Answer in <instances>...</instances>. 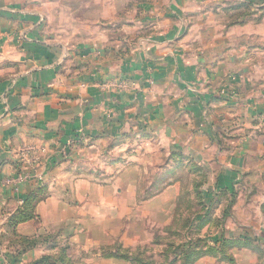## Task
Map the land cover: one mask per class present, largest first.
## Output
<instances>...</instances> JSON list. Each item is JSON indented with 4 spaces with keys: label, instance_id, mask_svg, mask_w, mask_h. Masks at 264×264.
Here are the masks:
<instances>
[{
    "label": "crops",
    "instance_id": "1",
    "mask_svg": "<svg viewBox=\"0 0 264 264\" xmlns=\"http://www.w3.org/2000/svg\"><path fill=\"white\" fill-rule=\"evenodd\" d=\"M160 1L149 6L148 37L114 62L119 47L63 42L43 19V1L0 0V264H57L54 249L67 235L70 246L72 237L95 246L97 264H140L155 252L125 245L120 233L111 249L108 211L123 218L125 206H157L158 192L175 190L168 207L178 180L139 199L145 162L128 166L119 151L112 180L75 179L83 147L87 159L108 161L107 143L127 132L167 149L159 174L191 160L221 192H237L243 178L264 179V0H166L157 8ZM112 80L131 84L107 87ZM223 88L235 95L222 96ZM25 171L31 178L14 192L5 179ZM24 211L33 217L15 221Z\"/></svg>",
    "mask_w": 264,
    "mask_h": 264
},
{
    "label": "rangeland",
    "instance_id": "2",
    "mask_svg": "<svg viewBox=\"0 0 264 264\" xmlns=\"http://www.w3.org/2000/svg\"><path fill=\"white\" fill-rule=\"evenodd\" d=\"M41 1H43L41 12L44 14V21L55 35L58 34L61 37L63 42L91 41L94 43V48L96 44H103L114 49L119 47L121 55L109 58L114 62H122L126 56L127 59L130 52L137 48L139 40L148 37L150 33L147 24H149V6L153 5V0ZM164 2L166 0L162 3L160 1L158 5ZM90 4L94 8L87 10ZM160 7L162 5L157 6V8ZM73 9H76L77 13ZM118 22H122L119 28L116 26ZM182 25L187 30L186 23L183 22ZM135 26L139 28L137 32L133 31ZM133 35L135 40L132 42L130 39L132 37L129 36ZM117 38H126L128 41H125V45L112 43ZM130 84L126 80H112L108 82L107 87L124 90L130 87ZM228 91L231 92V89ZM233 92L234 96L235 91ZM131 133L133 134L130 137L127 132L125 140L107 143L110 159L108 161L95 156L93 159L92 157L87 159L85 154L87 151L83 147L81 158L78 159L82 169L76 174L75 179L93 178V180L105 181L111 178L112 180L122 163L120 162L119 166V162L114 161L119 151L120 154L121 152L126 154L124 160L128 166L134 162H145L142 164L144 166L140 170L138 179L141 186V190L137 192L139 199L156 193L154 189L163 187L168 180H178L181 183V189L168 207L164 205L170 202L169 198L175 190L158 192L157 206H125L123 218L122 213L117 215L116 207L110 208L108 213L111 221L109 223L111 249L115 248L116 242L113 240L117 239L112 233H120L122 238L125 234L123 238L125 245L148 246L155 250L151 255L142 254L140 264H149L150 261V264H196L198 261H203L201 264H264V179L262 176H258L260 180L263 179L261 182L252 181L253 183L249 178H243V183L238 187L237 192H221L212 187L214 176L210 174L204 176L202 169L198 172L191 160H185L186 162L181 160L179 165H172L173 172L166 174L164 170L162 174H159L156 167L165 162L167 149L149 140L145 143L140 142L147 137L144 134L141 135L142 133ZM87 163L90 166L89 171L84 167ZM211 168L212 171L216 170L213 166ZM255 168L258 171V168ZM101 170L104 176L100 175ZM106 172L110 174L108 177L105 176ZM203 182L205 183L203 190H193L196 185H201ZM175 183L178 184V182ZM77 232L79 231L75 228L73 235ZM68 236L62 239L60 248L54 249L55 254L52 256H57L55 257L57 264L58 262L97 264L93 257L95 246L88 244L84 239L81 240L82 243L75 241L74 237L70 240L72 242L70 246ZM75 242H78L77 245ZM130 257L139 258L133 254ZM209 259H214L215 262H208ZM110 264H121V262ZM125 264H134V261L128 259Z\"/></svg>",
    "mask_w": 264,
    "mask_h": 264
},
{
    "label": "built area",
    "instance_id": "3",
    "mask_svg": "<svg viewBox=\"0 0 264 264\" xmlns=\"http://www.w3.org/2000/svg\"><path fill=\"white\" fill-rule=\"evenodd\" d=\"M233 91H231V92H229L228 90H226V89H222L221 91H220V94L223 96V95H229V96H232L233 95ZM21 159H26V156H27V154H28V150L27 149H23V150H21ZM31 174L29 173V172H21V173H18V174H16V175H13V176H11V177H9V178H7V179H5V183L7 184V185H9L11 188H12V190L14 191V192H18V187H19V185L21 184V183H23V182H25V181H27V180H29L30 178H31ZM20 201H22V199L20 198L19 199Z\"/></svg>",
    "mask_w": 264,
    "mask_h": 264
},
{
    "label": "trees",
    "instance_id": "4",
    "mask_svg": "<svg viewBox=\"0 0 264 264\" xmlns=\"http://www.w3.org/2000/svg\"><path fill=\"white\" fill-rule=\"evenodd\" d=\"M26 201V200H25ZM25 201L23 200V204H25ZM26 208V207H25ZM24 208V210H25ZM33 215L29 212V211H24V213H20L18 214L16 217H15V221H23V220H26V219H30L32 218ZM14 221V220H13ZM42 260V259H41ZM45 260L47 261L48 263V260L47 258H45Z\"/></svg>",
    "mask_w": 264,
    "mask_h": 264
}]
</instances>
